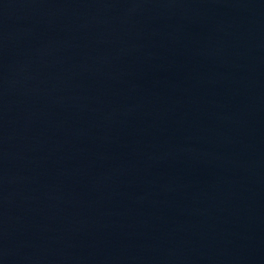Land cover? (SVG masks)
<instances>
[{"label":"water","instance_id":"1","mask_svg":"<svg viewBox=\"0 0 264 264\" xmlns=\"http://www.w3.org/2000/svg\"><path fill=\"white\" fill-rule=\"evenodd\" d=\"M0 264H264V0H0Z\"/></svg>","mask_w":264,"mask_h":264}]
</instances>
